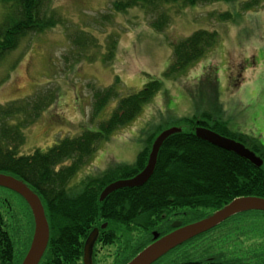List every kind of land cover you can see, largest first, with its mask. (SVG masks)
Returning a JSON list of instances; mask_svg holds the SVG:
<instances>
[{
  "label": "rangeland",
  "instance_id": "obj_1",
  "mask_svg": "<svg viewBox=\"0 0 264 264\" xmlns=\"http://www.w3.org/2000/svg\"><path fill=\"white\" fill-rule=\"evenodd\" d=\"M120 1L125 0H51V14L56 20L60 18L63 24L23 37L17 49L0 62V105L25 100L40 89H55L50 107L23 130L20 155L28 156L36 150L45 152L62 139L74 138L85 130H98V124L112 115L121 98L138 92L151 80H159L162 87L156 98L143 107L129 126L100 145L88 167L90 174L98 175L99 171L116 163H135L152 130L169 127L176 118L192 117L197 112H213L215 120H225L226 130L228 123L230 132L245 134V137L237 138L242 139L264 165V148L258 146H264V1L255 9L245 10V1L187 7L181 3L169 4L148 15L136 7L126 12L114 11V2ZM160 14L170 18L169 26L161 32L150 24ZM104 15L106 18L102 19ZM224 15L226 17L222 19ZM2 17L0 5V22ZM196 31L216 33L217 43L207 51L201 63L193 67L195 69L190 67L174 79L164 78L173 45ZM81 32L88 33V39L95 38V46L90 42L85 48L75 45V36H81ZM114 33L120 35L117 59L105 63L102 55L106 38ZM206 74L210 75L208 80L204 78ZM116 78L120 82L115 84ZM209 81L212 83L208 84ZM113 85L118 97L107 103L96 121L89 122L94 92ZM141 128L145 130L144 135L140 133ZM106 182L103 187L108 184ZM0 197L5 198L1 204H6L8 199L13 205L9 209L11 214L17 215L19 220L23 215L26 220L22 208L18 207L21 210L17 211L14 197L3 191H0ZM195 212L208 214L210 210ZM249 215L234 219L221 228L223 231L237 225L247 227L245 237L231 244L232 257L246 253L254 257L264 247V217ZM21 225L24 222L18 228ZM146 229L143 224L139 232L131 231L129 238L122 241L125 258L131 257L138 245L147 240ZM212 235L163 257L161 263L217 258L216 254L226 248L220 242L226 234ZM18 243L19 249L24 248L26 254L29 244L23 239ZM108 251L103 245H96L94 263L113 264ZM210 253L213 255L209 256Z\"/></svg>",
  "mask_w": 264,
  "mask_h": 264
},
{
  "label": "trees",
  "instance_id": "obj_2",
  "mask_svg": "<svg viewBox=\"0 0 264 264\" xmlns=\"http://www.w3.org/2000/svg\"><path fill=\"white\" fill-rule=\"evenodd\" d=\"M235 1H245L246 8H243L245 10L257 8L264 0H125L114 2L112 8L116 12H126L136 7L148 15L157 11L159 7L169 4L181 3L187 7ZM50 4L51 0H0L3 8L0 22V62L17 49L23 37L63 24L60 18L56 20L54 14H51ZM225 17L224 15L221 18L225 19ZM101 18L105 19L106 15ZM150 24L161 32L169 26L170 18L166 14H160ZM118 35L114 33L106 38L105 53L102 55L105 63H110L115 58L119 43ZM216 35V33L198 31L174 44L171 62L163 74L164 78L174 79L200 61L217 43ZM95 40L93 37L88 39V33L81 32V36L76 35L73 42L85 48L89 42L95 46ZM204 78L208 80L210 75L206 74ZM118 82L119 79L116 78L115 84ZM210 83L212 82L209 81L208 84ZM160 89L159 80L147 82L140 91L121 98L112 115L98 124V130H85L72 139L60 140L45 152L36 150L28 156L19 153L24 143L23 130L34 124L41 113L50 107L54 100L55 89H40L25 100L0 105V174L11 175L24 181L42 202L50 228L49 246L42 264L71 262L75 264L81 254L82 238L86 237L92 228L101 226L103 222L108 224L111 231L121 235L122 241L127 240L132 232H139L141 225L147 226L145 230L147 240L138 245L133 256L148 244L150 232L156 227L155 220H160L164 215L168 216L171 212L181 209L190 210L193 221L207 215L195 211L208 209L210 214L238 198L264 199V165L256 169L239 156L196 138L194 135L196 127L210 129L232 139L243 137L230 133L225 129V123L207 114L202 118L181 120L179 127L184 128L163 143L158 153L155 170L141 187L124 189L110 195L105 201H98L102 182L127 180L143 171L151 144L163 131L161 127L149 133L144 149L137 156L134 165H117L99 176L89 177L88 184L78 194L69 195L71 191L67 186L79 169L91 161L100 145L107 142L115 131L129 126ZM117 97L118 93L114 85L96 90L89 122L96 121L107 103ZM140 131L144 135L145 130ZM237 139L245 144L242 139ZM66 163L70 165L65 166ZM4 200L5 198L0 197V203ZM12 208L13 206L9 204L0 205V223L6 220L8 223L6 228H10V233L14 237L28 232L31 235L32 226L24 222L23 215H19L21 221L17 215L11 214L9 209ZM18 210L20 209L17 208ZM262 216L264 217V214ZM23 222L24 225L18 228ZM232 228L233 232H231ZM246 228L237 225L225 228L223 231L219 227L213 230L211 236L226 234L220 241L226 248L221 253H217L216 262L211 257L212 259L205 261L206 264H264V247L254 257H249L248 253L241 257H232L233 253L230 254L231 244L245 237ZM2 229L4 230L3 227ZM1 236L7 240L6 235L2 233ZM102 236L101 240L110 246L109 238L114 235L104 232ZM202 237L204 236L196 240ZM0 242L5 241L0 240ZM129 244L127 242L128 246ZM123 246L118 244V252L115 253L118 254L115 258L117 264H126L130 259L124 257ZM179 264L205 263L188 261Z\"/></svg>",
  "mask_w": 264,
  "mask_h": 264
},
{
  "label": "water",
  "instance_id": "obj_3",
  "mask_svg": "<svg viewBox=\"0 0 264 264\" xmlns=\"http://www.w3.org/2000/svg\"><path fill=\"white\" fill-rule=\"evenodd\" d=\"M177 132H179V130L175 128L162 132L152 145L145 169L131 180L121 181L107 187L101 194L100 200H103L108 194L115 190L121 188H138L145 184L155 170L158 153L163 143ZM196 136L215 147L236 154L237 156L249 161L257 168L262 165V161L260 159L256 158L253 153L245 149L244 146L240 144L222 138L205 129H197ZM0 188L18 195L30 209L34 222V234L30 248L22 264H39L45 253L49 240L48 224L40 199L23 181H20L11 175L0 174ZM245 211L264 212V200L252 198L238 199L233 201L221 211L197 223L182 228H179L180 224H174L173 227L177 229L176 231L156 241L129 264H152L185 242L217 227L231 216ZM96 237L97 230L93 231L86 241L84 249V264H91L92 247L95 243ZM154 239H157V235H154Z\"/></svg>",
  "mask_w": 264,
  "mask_h": 264
},
{
  "label": "flooded vegetation",
  "instance_id": "obj_4",
  "mask_svg": "<svg viewBox=\"0 0 264 264\" xmlns=\"http://www.w3.org/2000/svg\"><path fill=\"white\" fill-rule=\"evenodd\" d=\"M6 230L3 231V234L6 235ZM7 240H4V237L0 234V240L5 242H0V264H21L19 262L20 258L23 259L21 254H25L24 248H20V243L12 244L9 243V238L6 235ZM25 241V239H23ZM20 252V254H18Z\"/></svg>",
  "mask_w": 264,
  "mask_h": 264
},
{
  "label": "crops",
  "instance_id": "obj_5",
  "mask_svg": "<svg viewBox=\"0 0 264 264\" xmlns=\"http://www.w3.org/2000/svg\"><path fill=\"white\" fill-rule=\"evenodd\" d=\"M199 68H202V66H200ZM195 69V68H194ZM200 73H197L196 75L199 76ZM164 111V109H162Z\"/></svg>",
  "mask_w": 264,
  "mask_h": 264
}]
</instances>
